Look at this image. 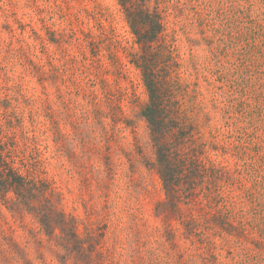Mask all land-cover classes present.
<instances>
[{
  "label": "trees",
  "instance_id": "trees-1",
  "mask_svg": "<svg viewBox=\"0 0 264 264\" xmlns=\"http://www.w3.org/2000/svg\"><path fill=\"white\" fill-rule=\"evenodd\" d=\"M116 1L137 47L129 62L147 91L141 116L154 159L146 167L157 172L164 192L156 217L164 224L166 242L176 247L180 237L200 245L206 249L203 264H264V106L252 110L232 68L233 59L246 63L264 48V24L237 5L244 0ZM171 18L187 36L188 58ZM203 46L207 54L201 62L193 49ZM260 97L257 104L264 94ZM10 106L8 95L0 96V264H36L2 229L3 209L36 227L23 225L36 239L42 264H118L117 244L108 242L110 197L104 220L81 234L82 221L67 212L65 194L45 175L54 155L46 156L49 146L33 127V117L32 127H26ZM80 126L75 137L85 145ZM50 130L55 156L70 154L64 144L69 136L57 127ZM229 157L240 162L234 168L224 165ZM112 179L110 174L103 179L107 190ZM221 246L230 247L228 263L217 254ZM161 247L154 242L148 248L150 264Z\"/></svg>",
  "mask_w": 264,
  "mask_h": 264
},
{
  "label": "rangeland",
  "instance_id": "rangeland-1",
  "mask_svg": "<svg viewBox=\"0 0 264 264\" xmlns=\"http://www.w3.org/2000/svg\"><path fill=\"white\" fill-rule=\"evenodd\" d=\"M237 5L250 9L264 24L263 0ZM171 20L188 58L187 36ZM135 48L116 0H0V96L8 95L10 111L24 117L26 127H32L33 117V127L49 146L46 156L54 155L45 175L65 194L67 212L82 221L80 233L104 220L108 196V242L117 244L118 264H150L147 251L154 242L162 247L153 264H203L200 255L206 249L180 237L176 247L168 244L164 224L156 217L164 192L157 172L146 167L154 154L141 116L147 91L140 72L129 62ZM206 49L196 47L193 54L204 62ZM251 59H233L232 68L233 79L245 88V99L254 110L264 106V98L257 104L264 94V48L254 51ZM77 123L85 145L75 137ZM53 127L69 136L64 144L70 145V154L55 156ZM75 161L77 167L71 164ZM238 161L229 157L224 165L234 168ZM109 174L113 179L107 190L103 179ZM2 213V229L42 264L36 239L23 226L36 228L31 220L21 223L5 209ZM229 248L217 251L223 263H228ZM45 257L51 262L48 253Z\"/></svg>",
  "mask_w": 264,
  "mask_h": 264
}]
</instances>
